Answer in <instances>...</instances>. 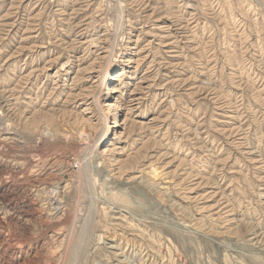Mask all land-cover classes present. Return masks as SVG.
Returning <instances> with one entry per match:
<instances>
[{"label":"rangeland","instance_id":"obj_1","mask_svg":"<svg viewBox=\"0 0 264 264\" xmlns=\"http://www.w3.org/2000/svg\"><path fill=\"white\" fill-rule=\"evenodd\" d=\"M84 260L264 264V0H0V264Z\"/></svg>","mask_w":264,"mask_h":264},{"label":"bare ground","instance_id":"obj_2","mask_svg":"<svg viewBox=\"0 0 264 264\" xmlns=\"http://www.w3.org/2000/svg\"><path fill=\"white\" fill-rule=\"evenodd\" d=\"M96 40H94L93 42H95ZM94 44V43H93ZM95 46V45H94ZM106 52V51H105ZM108 53V52H107ZM105 55V54H104ZM107 55V54H106ZM108 56V55H107ZM103 57V56H102ZM99 75V74H98ZM98 77V76H97ZM100 80H101V78H100ZM99 79H98V81H100ZM104 83V77H103V80H102V84ZM97 87V86H96ZM98 88V87H97ZM112 88H114V87H112ZM115 89V88H114ZM114 89H112V91H111V93H114V92H116ZM96 95V94H95ZM95 97V96H94ZM96 98H98V97H96ZM94 99V98H93ZM117 99H115V101L114 102H112V103H110L109 105H108V109H111L112 107H114L115 106V104H116V101ZM95 101V100H94ZM98 101V100H97ZM97 103V102H96ZM97 104H99V103H97ZM106 121H107V118H105V123H106ZM95 144V143H94ZM92 149V148H91ZM90 157V156H89ZM85 162H83V164H84ZM80 166V165H79ZM83 170H85L86 168H87V165L86 164H84L83 165ZM79 172H80V170H79ZM79 175H83L84 177H85V174H79ZM79 178V177H78ZM82 178L83 177H81V181H82ZM79 181V180H78ZM94 181V180H93ZM93 183V182H92ZM79 184V183H78ZM83 185V184H82ZM81 185V186H82ZM81 188H79V190H80ZM79 190H78V192H79ZM82 191V190H81ZM54 192V191H53ZM84 193V192H83ZM82 193V194H83ZM81 196V195H80ZM56 197V196H55ZM84 197V196H83ZM52 199V198H51ZM83 199V198H82ZM81 200V199H80ZM79 201V200H78ZM78 201H77V203H78ZM84 204V203H83ZM56 205V204H55ZM108 206V205H107ZM58 208V206H56L55 207V209H57ZM92 208V207H91ZM90 211V210H89ZM91 213V212H90ZM88 220H89V217L85 214V207H84V205H82V206H80V204L78 203L77 204V207H75V210H73V215H72V218H71V221H70V238L71 239H74L75 240V244H73L72 245V247H73V250L71 251V259H70V262L71 261H75V260H77V259H80L81 257H82V255L81 254H85V243H84V241H83V239H85V226L86 225H89L88 223L86 224V222H88ZM94 220V219H93ZM93 222V221H92ZM87 231H89V229L87 230ZM90 242V241H89ZM88 242V243H89ZM98 243V242H97ZM67 252V251H66ZM66 252H65V254H66ZM87 252V251H86ZM66 256V255H65ZM79 256H80V258H79ZM68 257V256H67ZM69 259V258H68ZM85 262V260L84 261H82V263L81 264H83ZM76 264V263H75ZM79 264V263H78Z\"/></svg>","mask_w":264,"mask_h":264}]
</instances>
